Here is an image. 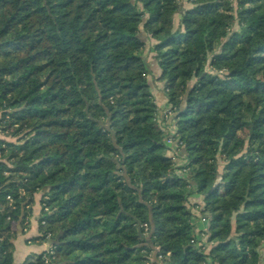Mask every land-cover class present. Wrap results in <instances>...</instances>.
Segmentation results:
<instances>
[{"label":"trees","instance_id":"1","mask_svg":"<svg viewBox=\"0 0 264 264\" xmlns=\"http://www.w3.org/2000/svg\"><path fill=\"white\" fill-rule=\"evenodd\" d=\"M188 1L175 28L178 0H0V131L16 137H0V264L40 190L49 264H258L264 0ZM150 37L183 175L157 124Z\"/></svg>","mask_w":264,"mask_h":264},{"label":"rangeland","instance_id":"2","mask_svg":"<svg viewBox=\"0 0 264 264\" xmlns=\"http://www.w3.org/2000/svg\"><path fill=\"white\" fill-rule=\"evenodd\" d=\"M230 1H232L233 5H236V0H230ZM178 3L180 5V9L173 16V19H174L173 20V24H174L175 28L179 26L182 11L187 9V8H189V7H191V4H190V2L188 0H178ZM235 28H237L236 25L233 26V29H235ZM147 62L149 63V61H147ZM157 64H158V62H157ZM150 80H152L151 77H150ZM193 82H194V79H191L188 82L189 86H191L193 84ZM153 83H155V80L153 81ZM161 94H162V96H164V91H162ZM165 97L162 100H159L157 98V105H158V111H159L157 116H156L157 117V124L163 131L170 133V137H168V138H170V142H167L168 138H166V144H167L168 147L171 148L168 151V155L169 156L173 155L171 158H172L173 162H175V165H174L175 166V172L178 173V174H182L183 175V174H185L188 171V168L185 166V158H179L178 157V152L179 151H178L177 148H178V146L180 144H179L178 138L176 137V125H175L174 119H172L173 113L170 111V108H169L170 104L167 102V98L165 99ZM4 134H6V132ZM4 134L1 132L0 133V137L1 138L3 137L7 141H10V142H16V137H12V136L7 135V134L5 136ZM239 134L244 135L245 131H242ZM172 142H175V143H172ZM222 166L223 165L221 164L218 167V169L220 171L222 169ZM40 191L42 193H44L43 190H40ZM20 192H22V191L20 190ZM193 197L194 198H199V199H192ZM203 198H204V196L202 194H197L196 193V194L191 195L189 197V200H188V206H189V208H190V210L192 212L191 221L194 223V232L199 237V240H197L195 242V244L197 246L201 245L202 246L201 248L203 249L204 253L207 254L209 252V249L211 248L212 244L207 241V238H208V234H207L208 222H207V219L208 218L205 216V214H203L201 212V208L204 205ZM6 200H7V196H6ZM195 200H201V202L200 203H196ZM12 202H13V200H12ZM40 218H41V215L39 216V219ZM20 226H21V224H20ZM22 226H23V223H22ZM50 237L48 238L49 240H50ZM40 238H44L42 230H40ZM202 243H203V245H202ZM51 247H53V246L50 244L44 251H42L39 254H43V253H45L47 251L49 252L50 249H52V251H53L52 254H54V247L53 248H51ZM258 251H259V255H260L258 264H264V246H261L260 248H258ZM39 254H37L35 256V258ZM32 256H33V254H31V256H29L27 261H31ZM158 257H159V259L162 258V256L160 254L158 255ZM156 264H161V263L159 261V262H156ZM206 264H216V263H214L211 260V258L208 257Z\"/></svg>","mask_w":264,"mask_h":264},{"label":"crops","instance_id":"3","mask_svg":"<svg viewBox=\"0 0 264 264\" xmlns=\"http://www.w3.org/2000/svg\"><path fill=\"white\" fill-rule=\"evenodd\" d=\"M155 42L154 39L149 38L144 54L147 61H149V66L152 71V82L155 80L154 92L156 93L158 99L162 96L161 92L163 82L157 80L159 74V66L157 61L153 58L154 53L151 50V45ZM151 75V76H152ZM150 76V77H151ZM150 79V78H149ZM162 100V99H159ZM42 192L38 191L34 194L33 203L28 206L30 212L27 214L23 226H20V222H14L15 237L13 238V263L12 264H26L28 262L29 256L33 254L32 259L42 251H44L51 243V239L40 238V228H39V216L41 215V197ZM199 199V198H192ZM196 203H200L201 200H195Z\"/></svg>","mask_w":264,"mask_h":264},{"label":"built area","instance_id":"4","mask_svg":"<svg viewBox=\"0 0 264 264\" xmlns=\"http://www.w3.org/2000/svg\"><path fill=\"white\" fill-rule=\"evenodd\" d=\"M167 142H170V138L167 139ZM172 143H175V142H172ZM173 156V155H172ZM7 200H8V204L11 205L12 204V197L10 195H7ZM42 223H44V221H42ZM50 237V234L47 233L46 235H44V238H49ZM193 242V240H191ZM53 248V247H51ZM52 249H50V251L48 252H45L42 254V258H43V261H44V264H49V261H50V255L52 254Z\"/></svg>","mask_w":264,"mask_h":264}]
</instances>
